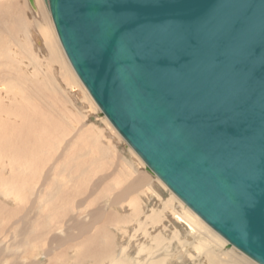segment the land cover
Listing matches in <instances>:
<instances>
[{
	"label": "water",
	"instance_id": "water-1",
	"mask_svg": "<svg viewBox=\"0 0 264 264\" xmlns=\"http://www.w3.org/2000/svg\"><path fill=\"white\" fill-rule=\"evenodd\" d=\"M44 1L77 76L147 170L264 264V0Z\"/></svg>",
	"mask_w": 264,
	"mask_h": 264
},
{
	"label": "bare ground",
	"instance_id": "bare-ground-1",
	"mask_svg": "<svg viewBox=\"0 0 264 264\" xmlns=\"http://www.w3.org/2000/svg\"><path fill=\"white\" fill-rule=\"evenodd\" d=\"M34 3L35 16L28 17L26 2L0 0V264L29 261L34 255L32 264H44L42 259L45 264H185L187 259L193 264H257L235 247L225 249V239L173 192L168 200L161 198L148 174L125 157L118 159L123 169L109 177L106 170L118 148L111 140L101 141L102 129L98 133L96 127L82 126L77 131L85 117L76 103L82 99L92 111L99 108L63 51L45 1ZM45 99L49 104L56 100L55 110ZM142 194L155 197L162 209L144 211ZM117 206L131 208L127 221L136 222L149 242L139 241V232L129 235L120 228L128 222L108 211ZM167 217L173 227L169 239L163 233ZM110 224L129 236L127 245H117L114 232L106 229ZM158 226L164 229L151 235L148 228ZM173 242L182 244V253L171 247ZM42 246L47 248L43 255Z\"/></svg>",
	"mask_w": 264,
	"mask_h": 264
},
{
	"label": "rangeland",
	"instance_id": "rangeland-1",
	"mask_svg": "<svg viewBox=\"0 0 264 264\" xmlns=\"http://www.w3.org/2000/svg\"><path fill=\"white\" fill-rule=\"evenodd\" d=\"M20 2H26V6H27V15H28V17H32V16H35V10L29 5V3L26 1V0H19ZM42 2H43V0H42ZM42 6H43V3H42ZM43 8L46 10V12H47V14H48V16H49V18L51 19V14H50V11H49V9H48V7L44 4V6H43ZM29 12V13H28ZM40 46V45H39ZM39 46H36V47H39ZM64 51V50H63ZM57 76V75H56ZM59 80H61V79H59ZM58 80V82H60ZM82 84V83H81ZM83 85V84H82ZM78 89V88H77ZM78 91L80 92L81 90L80 89H78ZM53 97V96H52ZM54 98V97H53ZM47 100L45 99L43 102H44V104H45V102H46ZM56 102V100H50V103L51 104H49V103H47L48 104V106L49 107H51V108H54V110H55V108L58 106L57 105V103H55ZM72 102H70L69 104H68V106H69V108L70 109H72L73 111H75L74 110V107L72 106V104H71ZM40 104V103H39ZM88 103L87 102H82V99H80L79 100V102L78 103H76V110L77 111H79L80 112V114H81V117L82 116H84L85 118H81V121L82 120H85V121H82V122H80V126L79 125H77V127H76V129H77V131H79V129H81L82 128V126L83 127H85V129L87 128V127H89V128H91V127H96L95 128V130H97V132L99 133V129H102L100 132L103 134V136H102V142L103 143H108L109 142V140H111V142H113L114 143V145L118 148L117 149V151H118V156H116V158H115V162H113V164H112V166L110 167H108V169L106 170V173H108V174H110V176L109 177H113V176H115L116 174H118L119 173V170H121V169H123V166L121 167V166H119V160L118 159H120L119 157L120 156H122L125 160H127V161H129V162H131L133 165H134V167L136 168V170H138V171H141V172H144V173H146V174H148V176L152 179V181H153V185H154V187H155V189L158 191V193L160 194V196H161V198H164L165 200H168L169 198H170V195H171V191L166 187V185H164L155 175H153L152 173H150L148 170H147V167H146V165H145V163L142 161V159L134 152V150H132V148L126 143V141L122 138V136H120V134L117 132V130L112 126V124L109 122V120L101 113V110H100V108H99V111H92L89 107H88V105H87ZM46 105V104H45ZM44 106V105H43ZM98 106V105H97ZM46 107V106H45ZM84 107V108H83ZM87 109V110H86ZM76 111V113H78ZM71 115V114H70ZM69 114L67 115V118L70 120L71 119V116H70ZM56 116H59V115H56ZM86 116H87V118H88V120H87V118H86ZM55 119V118H54ZM103 119H106V121L109 123V125L110 126H108L107 124H105V122H103ZM88 121V122H87ZM68 127V126H67ZM113 129V130H112ZM70 130H72V129H70ZM75 134V132H73L71 135H74ZM118 135V136H117ZM70 137H72V136H69L68 137V139L70 138ZM105 137V138H104ZM67 139V140H68ZM105 139H106V141H105ZM108 139V140H107ZM78 139H74V141H76L77 143L79 142V141H77ZM104 140V141H103ZM108 141V142H107ZM88 143H89V141H88ZM116 143V144H115ZM78 144H81L82 146H80L79 145V147L81 148V147H84V145L85 144H83L81 141L78 143ZM117 159V160H116ZM141 162H142V164H141ZM53 163V162H52ZM52 163H51V165H52ZM50 165V166H51ZM49 166V167H50ZM116 166V167H115ZM121 167V168H120ZM47 170V168L45 169V171ZM116 170V171H115ZM113 174H115V175H113ZM132 178H133V176H132ZM31 179V177H29L28 176V179H26L27 181L28 180H30ZM94 180H97V179H94ZM42 181V180H41ZM115 190V189H114ZM32 193V192H31ZM30 195H32V194H29V197H30ZM32 197H33V195H32ZM85 197L86 196H82V198L81 199H85ZM1 199L0 200H2V197H0ZM80 199V200H81ZM163 199V200H164ZM178 199V198H177ZM180 201V200H179ZM158 202V203H157ZM157 203V204H156ZM183 205H185L184 203H182ZM99 205H100V203H99ZM178 204H177V202H176V206H177ZM126 207V209H121V207L120 206H117V207H110L109 208V212L110 211H112V212H110V213H114V214H117V215H122L123 217H124V220L123 221H127V220H129V218H131V216L130 215H132L131 213H132V211H131V208H129V207H127V206H125ZM142 207H143V209H144V211H148V210H151V209H153V208H156V209H162V206H161V203L159 202V200H157L155 197H153L152 195H147V194H145V195H143L142 194ZM186 208H188L187 206H186ZM189 209V208H188ZM115 210V211H114ZM190 210V209H189ZM191 211V210H190ZM192 212V211H191ZM193 213V212H192ZM23 214V213H22ZM22 214L20 215V216H22ZM198 217V216H197ZM141 219H144V216H142L141 217ZM200 219V218H199ZM171 220V217H167V219H165L164 220V223H165V225H167L168 226V228L166 229V230H163L164 229V227H159L158 226V228H157V230L156 229H153L152 227H150V228H148L151 232H152V234L151 235H156L159 231H161V230H163V233L165 234V235H167L166 237H168V235H170V231H171V229L173 228L172 227V225H171V222H169ZM174 221V220H173ZM128 222V221H127ZM1 223V222H0ZM135 224H136V222H134ZM133 222H128V223H126L124 226H119L120 228H122V227H124V230L126 229V231H127V233L130 235L131 233V235H133V234H135L136 232H139L140 230H139V228L137 227V225L135 226V224H134ZM164 223H163V225H164ZM118 227V228H119ZM1 229V228H0ZM106 229H108L109 231H113L114 232V235H115V241H116V243H117V245H127L128 244V242H129V240H130V238H129V236H127V234H126V236L124 235V233L122 232V231H119V229L117 230V227H115V225H112V224H110L109 226H106ZM119 232V233H118ZM157 232V233H156ZM122 233V234H121ZM123 236V237H122ZM138 236V240L139 241H141V242H143V241H145V242H149V240H147V239H145V237L143 236V232H139V234L137 235ZM52 236H50L49 237V239L51 238ZM170 237V236H169ZM169 237H168V239H169ZM49 239H48V242H49V244H50V241H49ZM117 239V240H116ZM191 241V240H190ZM224 241H226V240H224ZM39 242V240H37L36 241V243H38ZM48 242H47V248H48ZM187 242H189V241H187ZM190 243V242H189ZM226 243H227V246H225V249H232V248H229V246H228V242L226 241ZM41 245H43V244H41ZM46 246H42V249L40 248L39 249V253L40 254H44L45 252H46V250H47V248H45ZM173 249H175V251H176V253H179V252H181L182 253V244H179V242H173L172 243V246H171ZM187 249H190L191 250V248L189 247V246H187L186 247ZM44 249V252L42 251ZM164 249H165V247H164ZM234 249V248H233ZM129 251L133 254L134 253V249H129ZM237 253H239V254H241V255H243V256H245L243 253H241L240 251H237V250H235ZM18 254H19V256H21L22 255V253H23V250H18V251H16ZM15 252V253H16ZM57 252H61V253H63V249H61V250H58ZM180 254V253H179ZM34 255V254H33ZM33 257H35V255L34 256H32V258L31 259H29V261L28 260H26L25 261V259H18V260H10V261H16L15 262V264H32V262L34 261V259H33ZM38 257H40V256H37V258ZM246 257V256H245ZM37 258H35V260L37 259ZM10 261H8L7 263L8 264H10ZM44 264L47 262L45 259H42L41 260ZM29 262V263H28ZM185 264H193L191 261H189L188 259L186 260V263Z\"/></svg>",
	"mask_w": 264,
	"mask_h": 264
}]
</instances>
